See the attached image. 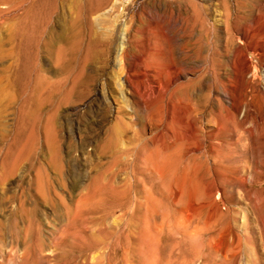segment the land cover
I'll list each match as a JSON object with an SVG mask.
<instances>
[{
	"label": "rangeland",
	"instance_id": "obj_1",
	"mask_svg": "<svg viewBox=\"0 0 264 264\" xmlns=\"http://www.w3.org/2000/svg\"><path fill=\"white\" fill-rule=\"evenodd\" d=\"M80 1L0 0V264H264V0Z\"/></svg>",
	"mask_w": 264,
	"mask_h": 264
},
{
	"label": "bare ground",
	"instance_id": "obj_2",
	"mask_svg": "<svg viewBox=\"0 0 264 264\" xmlns=\"http://www.w3.org/2000/svg\"><path fill=\"white\" fill-rule=\"evenodd\" d=\"M80 1V0H79ZM83 1V0H82ZM107 1L108 0H88V2H87V4H86V6L84 7V10L87 12V14H89V13H98L99 11H102L103 9H104V7H105V4L107 3ZM110 1V0H109ZM109 1H108V3H109ZM62 2H64V1H62ZM33 3V2H32ZM76 3H77V1H76ZM80 3H81V1H80ZM59 4V3H58ZM78 4H79V2H78ZM192 4H193V6H194V8H195V11H196V13L198 12V4L196 3V2H192ZM13 5H14V3H13ZM41 5L44 7V11H43V18H42V21H44V22H48L51 18L53 19V17H54V14H55V12H57L56 11V9H57V4H56V0H42V3H41ZM111 5V4H110ZM27 7H28V4L26 5ZM118 6V5H117ZM22 7V6H21ZM62 7H63V4H62ZM109 7V6H108ZM77 8H78V6H77ZM113 8H115V4H113V6L111 7V9H113ZM62 9V8H61ZM60 9V10H61ZM75 9H76V7H75ZM74 9V10H75ZM110 9V8H109ZM108 9V10H109ZM111 9H110V11H111ZM59 13H60V11H58ZM31 13V11L29 10V13L28 14H30ZM58 13V14H59ZM96 13V14H97ZM20 15V14H19ZM18 15V16H19ZM84 15V14H83ZM93 16V15H92ZM109 16V15H108ZM30 17V16H29ZM60 17V16H59ZM85 17V16H84ZM94 17V16H93ZM105 13H102V12H99L96 16H95V21H96V23H98V25H100V23L101 24H103V22H104V19H105ZM58 18V17H57ZM85 19V18H84ZM106 20V19H105ZM13 21H15V20H12V23H14ZM81 22V21H80ZM86 22V21H85ZM84 22V23H85ZM9 23H11V22H9ZM11 23V24H12ZM55 23V22H54ZM91 23V22H90ZM93 23H95V22H93ZM17 25V24H16ZM51 25V24H50ZM83 25V24H82ZM94 25V24H93ZM105 25V24H104ZM101 26V25H100ZM99 26V27H100ZM17 27V26H16ZM18 27H23L22 26V24H20ZM49 27V26H48ZM48 27H47V29H48ZM50 28V27H49ZM52 28H53V26H52ZM40 29V28H39ZM78 29V28H77ZM88 29V28H87ZM95 29H97V28H95ZM19 30H20V28H19ZM98 30V29H97ZM46 31V30H45ZM48 31V30H47ZM50 31V30H49ZM53 31H54V29H53ZM83 31H85V30H83ZM99 31V30H98ZM97 32V31H96ZM104 32H107V31H103V33ZM45 33V32H44ZM49 33V32H48ZM100 33V32H99ZM99 33H97V34H99ZM53 34V33H52ZM93 34H94V32H93ZM96 34V33H95ZM102 34V33H101ZM50 36V35H49ZM53 36V35H52ZM110 36H111V34H110ZM23 37V36H22ZM102 38V37H101ZM112 38V37H111ZM113 39V38H112ZM92 40H93V38H92ZM101 40V39H100ZM114 40V39H113ZM112 40V41H113ZM114 43V42H113ZM21 44V43H20ZM108 44V43H107ZM112 44H110V46H111ZM109 46V47H110ZM109 47H107L106 49H103L102 50V54H103V56H106L107 55V52L110 50V48ZM17 48V47H16ZM109 54H110V52H109ZM127 54V53H126ZM111 56V55H110ZM122 54H121V56H120V61H122ZM107 59V58H106ZM106 59L104 58L103 60V67H105L106 66V63H107V61H106ZM82 69V68H81ZM83 73V72H82ZM81 73V74H82ZM145 74H147V72L145 73ZM79 75V74H78ZM148 75V74H147ZM156 77V76H155ZM80 78V77H79ZM3 79V78H2ZM78 80V79H77ZM83 80H84V78H83ZM75 81V80H74ZM86 81H88V80H86ZM79 82V81H78ZM77 82V83H78ZM129 82H131L130 80H129ZM76 83V82H75ZM76 83V84H77ZM84 83H86V82H83V84ZM146 83V85H148L147 84V82H145ZM162 84V83H161ZM122 85V84H121ZM163 85V84H162ZM7 86V85H6ZM73 86L75 87V85L73 84ZM152 86V85H151ZM150 86V88H148L147 86H144L143 87V95H141L139 98H144V97H150V96H154V95H156V93H157V91H158V88L154 85V86H152L151 87ZM136 87V86H135ZM142 87V86H141ZM3 86H0V98L1 99H3L2 98V96H4V93H2V92H4L3 91ZM133 88H134V86H133ZM160 89V88H159ZM73 90V87L71 88V91ZM138 90V89H137ZM136 90V91H137ZM140 90V89H139ZM74 91V90H73ZM134 91V90H133ZM138 92V91H137ZM136 93V92H135ZM139 93V92H138ZM140 94V93H139ZM5 96H7V94L5 95ZM0 99V101H2ZM4 101L6 100V99H3ZM146 100L147 99H145V102H146ZM138 101H140V100H138ZM143 101V100H142ZM141 101V102H142ZM3 102V101H2ZM140 102V103H141ZM144 102V103H145ZM144 105V108H146V106H145V104H143ZM54 142V141H53ZM54 146V145H53ZM56 146V145H55ZM58 157V156H57ZM53 162V161H52ZM58 162H59V160H58ZM57 162V163H58ZM56 163V164H57ZM54 164V163H53ZM55 166V165H54ZM61 167V166H60ZM59 167V168H60ZM40 168V167H39ZM40 172V171H39ZM38 175H39V173H38ZM41 175H43V174H41ZM41 178H42V176H41ZM43 179V178H42ZM46 180V179H45ZM40 181V180H39ZM42 185V184H41ZM40 185V186H41ZM44 186V185H43ZM41 189V188H40ZM44 190V189H43ZM43 194V193H42ZM44 195V194H43ZM45 198H46V196H45ZM48 198V197H47ZM45 200V199H44ZM49 200V199H48ZM48 200H46V201H48ZM103 241V240H102ZM105 243V242H104ZM86 244V243H85ZM100 242H98V241H93V242H91V243H88L87 245H85L84 247H83V249H82V251H80L81 252V262H80V264H109L110 263V258H111V253H112V250L108 247V246H105L106 245V243H105V245H104V247L102 248V251H101V253L99 254L98 253V255L96 254V253H93V256H91L90 255V253H91V250H96L99 246H100ZM79 249V248H78ZM100 250V249H99ZM27 252V251H26ZM79 252V253H80ZM95 252V251H94ZM74 254V253H73ZM95 254L97 255V256H95ZM79 256V255H78ZM95 256V257H94ZM78 258V257H77ZM78 261V260H77ZM79 263V262H78Z\"/></svg>",
	"mask_w": 264,
	"mask_h": 264
}]
</instances>
